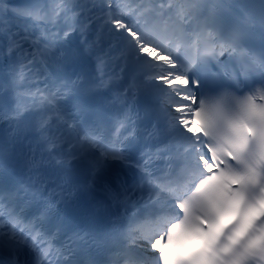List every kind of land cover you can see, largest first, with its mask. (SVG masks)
<instances>
[{"label": "snow or ice", "instance_id": "1", "mask_svg": "<svg viewBox=\"0 0 264 264\" xmlns=\"http://www.w3.org/2000/svg\"><path fill=\"white\" fill-rule=\"evenodd\" d=\"M0 264H264V0H0Z\"/></svg>", "mask_w": 264, "mask_h": 264}]
</instances>
